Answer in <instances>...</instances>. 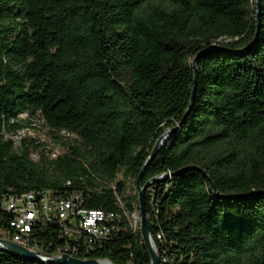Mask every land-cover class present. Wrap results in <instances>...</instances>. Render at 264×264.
I'll return each instance as SVG.
<instances>
[{"label":"trees","instance_id":"trees-1","mask_svg":"<svg viewBox=\"0 0 264 264\" xmlns=\"http://www.w3.org/2000/svg\"><path fill=\"white\" fill-rule=\"evenodd\" d=\"M256 9L255 0H0V232L10 230L9 195L79 192L82 207L119 214V228L93 246L58 224L30 239L82 259L151 264L129 220L136 179L177 127L141 176L161 264H264V0L258 22ZM32 123L45 141L15 145L8 136ZM0 264L49 263L0 248Z\"/></svg>","mask_w":264,"mask_h":264},{"label":"built area","instance_id":"built-area-1","mask_svg":"<svg viewBox=\"0 0 264 264\" xmlns=\"http://www.w3.org/2000/svg\"><path fill=\"white\" fill-rule=\"evenodd\" d=\"M28 116L29 114L25 112L19 117L26 119ZM37 126L38 124L32 123L30 127H24L8 137L14 140L15 145H20L26 135L39 137L45 141L44 134L35 131L34 128ZM60 134L72 135L66 130H62ZM47 146L52 157H57L61 153L60 147L55 142L48 140ZM136 192L138 195L137 190ZM4 208L11 215L10 230L8 233L1 231L0 237L36 252L47 260L65 253L74 256V253L69 247L49 252L44 245L30 239V233L35 228L58 224L64 236L84 237L88 246L103 242L119 228L116 224V221L120 220L119 214L103 209L82 207V194L79 192L65 196L55 195L50 190L11 194L4 200ZM139 217V208L129 217L135 229L139 227ZM132 220H137V223L134 224Z\"/></svg>","mask_w":264,"mask_h":264},{"label":"water","instance_id":"water-1","mask_svg":"<svg viewBox=\"0 0 264 264\" xmlns=\"http://www.w3.org/2000/svg\"><path fill=\"white\" fill-rule=\"evenodd\" d=\"M256 2V10H257V15H256V20L258 22L259 19V6H260V0H255ZM258 36V34H257ZM255 43V40L250 44V46H253ZM215 47H210L207 48L205 51H209L211 49H213ZM199 54L193 59V67H194V88L192 90V97H191V101H190V105L187 109V111L184 114V118L181 121L180 125L183 124V121L185 120V118L188 116L193 103H194V97H195V93H196V88H197V78H198V69H197V65H196V60L198 59ZM177 130V127H174L172 129H170L167 133L163 134L155 143L150 155L148 156L143 169L141 170V172L139 173L137 179H136V188L138 191V206H139V214H140V223H139V228H140V232L141 235L143 237V240L145 242V245L149 251V254L151 256V264H161L159 255L156 252V249L154 247V243H153V239H152V235L150 232V226H149V219H148V215H147V206H146V189L148 188L150 181H148L146 184L142 185L141 183V176L142 173L145 169V167L147 166V164L152 160V158L154 157L155 153L158 151V149L161 147V145L166 141V139L171 136L175 131ZM194 168H197L198 170L204 172L200 167L197 166H193ZM185 169V168H184ZM178 172H173L172 174L170 173H165L162 175V177L166 178L170 175L176 174ZM158 178H153V181L157 180ZM211 185L214 189V192L216 195H218V191L216 190L213 181L209 178ZM0 244L2 249H5L7 251H9L10 253L17 255V256H21L30 260H34V261H38L41 263H49V264H114L111 261H109L108 259H98V258H87V259H82L79 257H75V256H71L69 254H63L60 257L57 258H52V259H44L42 258L38 253L30 251L29 249L22 247L18 244H15L9 240H6L4 238L0 237Z\"/></svg>","mask_w":264,"mask_h":264},{"label":"rangeland","instance_id":"rangeland-1","mask_svg":"<svg viewBox=\"0 0 264 264\" xmlns=\"http://www.w3.org/2000/svg\"><path fill=\"white\" fill-rule=\"evenodd\" d=\"M132 221H133L134 224L137 223V222H136L137 220H132ZM138 223H140V217H139ZM3 236L6 237V235H3Z\"/></svg>","mask_w":264,"mask_h":264},{"label":"bare ground","instance_id":"bare-ground-1","mask_svg":"<svg viewBox=\"0 0 264 264\" xmlns=\"http://www.w3.org/2000/svg\"><path fill=\"white\" fill-rule=\"evenodd\" d=\"M103 264H106V263H103Z\"/></svg>","mask_w":264,"mask_h":264}]
</instances>
